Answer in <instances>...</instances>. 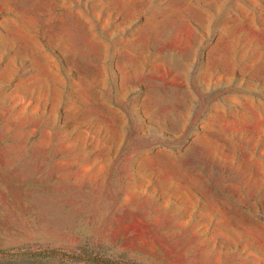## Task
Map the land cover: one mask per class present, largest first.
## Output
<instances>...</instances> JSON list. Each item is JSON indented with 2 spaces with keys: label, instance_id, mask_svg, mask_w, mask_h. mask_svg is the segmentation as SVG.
<instances>
[{
  "label": "rangeland",
  "instance_id": "374dc122",
  "mask_svg": "<svg viewBox=\"0 0 264 264\" xmlns=\"http://www.w3.org/2000/svg\"><path fill=\"white\" fill-rule=\"evenodd\" d=\"M20 247L264 264V0H0V249Z\"/></svg>",
  "mask_w": 264,
  "mask_h": 264
},
{
  "label": "trees",
  "instance_id": "16d2710c",
  "mask_svg": "<svg viewBox=\"0 0 264 264\" xmlns=\"http://www.w3.org/2000/svg\"><path fill=\"white\" fill-rule=\"evenodd\" d=\"M83 254L87 256H81ZM58 256L65 260H84L94 264H117L110 260H102L92 255V253L88 252L85 248H80L79 251H59L57 249L52 248L31 250L24 249L21 247L15 249H0V263H6L10 260H29Z\"/></svg>",
  "mask_w": 264,
  "mask_h": 264
}]
</instances>
